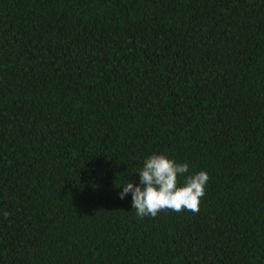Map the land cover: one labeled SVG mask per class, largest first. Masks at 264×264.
<instances>
[{
  "label": "trees",
  "instance_id": "1",
  "mask_svg": "<svg viewBox=\"0 0 264 264\" xmlns=\"http://www.w3.org/2000/svg\"><path fill=\"white\" fill-rule=\"evenodd\" d=\"M152 153L197 212L117 198ZM0 264H264V0H0Z\"/></svg>",
  "mask_w": 264,
  "mask_h": 264
},
{
  "label": "clouds",
  "instance_id": "2",
  "mask_svg": "<svg viewBox=\"0 0 264 264\" xmlns=\"http://www.w3.org/2000/svg\"><path fill=\"white\" fill-rule=\"evenodd\" d=\"M136 174L138 180L126 179L116 189L119 200L130 196L131 208L139 218L156 217L165 209L197 212L209 180L206 172L190 173L187 163H178L165 153L147 156ZM180 177L183 184L179 182Z\"/></svg>",
  "mask_w": 264,
  "mask_h": 264
}]
</instances>
